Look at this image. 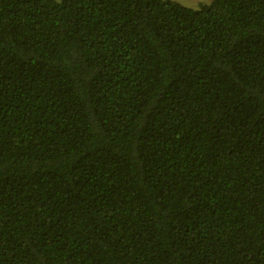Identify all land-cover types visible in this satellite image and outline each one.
I'll use <instances>...</instances> for the list:
<instances>
[{"label":"trees","instance_id":"16d2710c","mask_svg":"<svg viewBox=\"0 0 264 264\" xmlns=\"http://www.w3.org/2000/svg\"><path fill=\"white\" fill-rule=\"evenodd\" d=\"M0 264H264V0H0Z\"/></svg>","mask_w":264,"mask_h":264},{"label":"rangeland","instance_id":"374dc122","mask_svg":"<svg viewBox=\"0 0 264 264\" xmlns=\"http://www.w3.org/2000/svg\"><path fill=\"white\" fill-rule=\"evenodd\" d=\"M180 4H183L184 6L190 7V8H200L203 5H210L213 0H173Z\"/></svg>","mask_w":264,"mask_h":264}]
</instances>
